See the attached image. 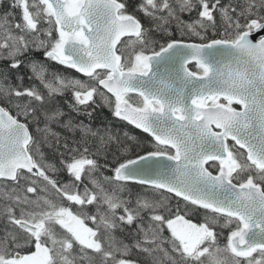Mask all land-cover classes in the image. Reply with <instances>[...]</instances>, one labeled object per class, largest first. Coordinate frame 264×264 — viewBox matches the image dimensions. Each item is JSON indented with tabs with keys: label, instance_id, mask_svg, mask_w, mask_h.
I'll use <instances>...</instances> for the list:
<instances>
[{
	"label": "snow or ice",
	"instance_id": "6c2138e0",
	"mask_svg": "<svg viewBox=\"0 0 264 264\" xmlns=\"http://www.w3.org/2000/svg\"><path fill=\"white\" fill-rule=\"evenodd\" d=\"M0 264H264V0H0Z\"/></svg>",
	"mask_w": 264,
	"mask_h": 264
},
{
	"label": "trees",
	"instance_id": "16d2710c",
	"mask_svg": "<svg viewBox=\"0 0 264 264\" xmlns=\"http://www.w3.org/2000/svg\"><path fill=\"white\" fill-rule=\"evenodd\" d=\"M105 118L111 119V116H110V113L108 112V110L107 109H103L101 111H98L96 116H95L94 123L95 124H100L101 121H103ZM134 134L141 135L139 130H136Z\"/></svg>",
	"mask_w": 264,
	"mask_h": 264
}]
</instances>
